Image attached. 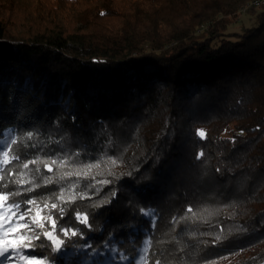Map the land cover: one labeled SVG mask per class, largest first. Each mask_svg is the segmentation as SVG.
<instances>
[{"label":"trees","instance_id":"16d2710c","mask_svg":"<svg viewBox=\"0 0 264 264\" xmlns=\"http://www.w3.org/2000/svg\"><path fill=\"white\" fill-rule=\"evenodd\" d=\"M249 1L0 0V138L43 161L0 191L84 231L89 255L58 264H127L109 240L148 241L145 264H264V5L229 30Z\"/></svg>","mask_w":264,"mask_h":264},{"label":"snow or ice","instance_id":"6c2138e0","mask_svg":"<svg viewBox=\"0 0 264 264\" xmlns=\"http://www.w3.org/2000/svg\"><path fill=\"white\" fill-rule=\"evenodd\" d=\"M198 135L203 137L205 134L203 131L198 130ZM33 133L31 131L27 132V137L31 139ZM17 144L16 138L13 136V130L9 129L4 133L3 138H0V157L4 159L0 160V181H5V168L12 161H19V166L21 171L19 173H14L13 168H8V175H17L19 177H24L26 173L24 169L29 168L30 163H43L38 158L24 162L19 155L11 154L12 146ZM36 147V145H33ZM202 155V153H201ZM199 158V157H198ZM53 164L56 163L55 160L52 161ZM64 166L62 161L59 165ZM98 167L99 165L87 164L84 168L91 169L92 167ZM15 167V165H14ZM84 168L74 167V171H69L63 173L64 176H80L81 173L87 175ZM51 171V168L48 169ZM40 169L37 168L36 172ZM63 178V177H62ZM26 181L23 179L12 180V184L23 185ZM31 183V181H27ZM45 184L51 183V178H46L44 180ZM8 182L0 185V188H7ZM27 191H32L31 188ZM20 194L19 190H12L8 192L0 191V264H58L57 256H67L69 254L75 255L77 252L89 255V250L93 249V245L88 243V237L80 228H73L71 225L65 227L60 226L59 234H56V221L52 217L51 213L48 212L43 218L40 217V212L48 209V204L45 203L43 208L38 204L35 197L29 198L22 204L18 201L8 202L10 197L17 196ZM61 201L65 199L64 190L61 189L60 195L58 197ZM70 199H75L71 197ZM35 206V214L34 212ZM52 209L57 208V204H51ZM191 211V209H189ZM146 216H151L153 213L146 212ZM64 209L60 208V220H64ZM76 220L80 223L87 225V217H81L80 214L76 215ZM51 222V223H49ZM152 226H155V222L152 221ZM47 225V226H46ZM70 234V235H69ZM79 234L81 240L85 243L77 245L75 242L69 243L71 237H76ZM112 242L109 240L104 243V248L111 252L112 259L117 258L121 262H127V264H145L148 252V241L144 242V246L140 248L136 256L130 257L125 252H118L115 247H109ZM91 259L94 264H99L96 262V257L104 256L103 250H93L90 253ZM155 264H161L157 259Z\"/></svg>","mask_w":264,"mask_h":264},{"label":"rangeland","instance_id":"374dc122","mask_svg":"<svg viewBox=\"0 0 264 264\" xmlns=\"http://www.w3.org/2000/svg\"><path fill=\"white\" fill-rule=\"evenodd\" d=\"M248 9H246L244 11H239L237 17L232 21L233 24L229 28L230 31H232V30L238 31L242 26H249L252 23L251 15L249 13H247ZM255 10H258V9H255ZM2 159H3V157H0V160H2ZM22 210H23V206H22ZM34 214H35V210L33 212V215Z\"/></svg>","mask_w":264,"mask_h":264},{"label":"built area","instance_id":"2783aa9c","mask_svg":"<svg viewBox=\"0 0 264 264\" xmlns=\"http://www.w3.org/2000/svg\"><path fill=\"white\" fill-rule=\"evenodd\" d=\"M261 5H264V0H250L244 5L241 11H244L250 7H259Z\"/></svg>","mask_w":264,"mask_h":264}]
</instances>
